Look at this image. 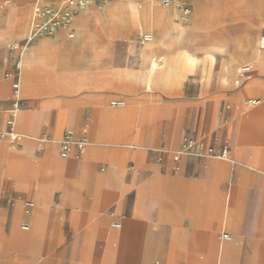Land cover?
Returning a JSON list of instances; mask_svg holds the SVG:
<instances>
[{
	"label": "crops",
	"instance_id": "obj_1",
	"mask_svg": "<svg viewBox=\"0 0 264 264\" xmlns=\"http://www.w3.org/2000/svg\"><path fill=\"white\" fill-rule=\"evenodd\" d=\"M161 1L96 0L31 43L30 8L47 0L0 12V131L8 47H22L21 140H0V264H264V0ZM66 132L83 154L61 156Z\"/></svg>",
	"mask_w": 264,
	"mask_h": 264
},
{
	"label": "built area",
	"instance_id": "obj_2",
	"mask_svg": "<svg viewBox=\"0 0 264 264\" xmlns=\"http://www.w3.org/2000/svg\"><path fill=\"white\" fill-rule=\"evenodd\" d=\"M96 0H64L59 2L58 0H47L48 4L40 5L36 4L33 8V23L32 32L26 43H31L36 38L52 37L58 31L62 29H67L74 21L75 16L78 12L84 11L89 5L94 3ZM104 3L108 0H100ZM171 0H162V6H168ZM4 5H7V0L0 5V12L5 10ZM176 8L181 11L184 18H188L191 14L189 8L183 6L180 3H176ZM72 38V34H69ZM152 40L151 35L143 34L141 35L139 41L141 44L149 42ZM9 51L16 54V59L13 61L10 70L7 72L6 77L10 79H15L12 84V92L14 95V100L11 104V109L9 110L8 117L6 120V131H0V140L7 139L11 146H16L21 140V136L17 134L14 130L16 115L20 109V99H19V83L17 82V77L21 70L20 53L22 47L17 44L10 45L8 47ZM250 68L248 66L241 67L238 70V75L242 78L245 74L249 72ZM239 84V81H236ZM250 105H255L257 101H250ZM114 106H123L122 102L113 103ZM87 141L85 138H76L72 132H66L64 134L63 140L61 142V156L63 158H68L75 148L79 155L83 154L86 147ZM230 149L228 146H224L221 149L219 158L228 159ZM178 156L174 157V161L178 160ZM31 205V204H29ZM28 227L27 223L22 225V228ZM114 228H119L118 224L113 225ZM223 239H230L229 235L224 234Z\"/></svg>",
	"mask_w": 264,
	"mask_h": 264
},
{
	"label": "bare ground",
	"instance_id": "obj_3",
	"mask_svg": "<svg viewBox=\"0 0 264 264\" xmlns=\"http://www.w3.org/2000/svg\"><path fill=\"white\" fill-rule=\"evenodd\" d=\"M10 3V0H7V5ZM197 8V7H196ZM11 11H12V9H11ZM15 11V10H14ZM11 13V12H10ZM13 15V14H12ZM14 18V17H13ZM10 19H11V16H10ZM15 19V18H14ZM100 21V20H99ZM12 23V22H11ZM102 23V22H101ZM165 23V22H164ZM103 24V23H102ZM9 25V24H8ZM168 26V25H167ZM200 28V27H199ZM106 30V29H105ZM175 30V29H174ZM192 32V31H191ZM192 34H194V33H192ZM172 38V37H171ZM6 39H8V38H6ZM167 41V40H166ZM151 43H148V44H146V46L148 47L149 45H150ZM180 45V44H179ZM178 45V46H179ZM260 45V44H259ZM178 49V48H177ZM192 52V51H191ZM204 56V55H203ZM203 56H202V58H203ZM198 59V58H197ZM200 60V59H199ZM191 61V59L189 58V56H188V54L187 53H185V52H182V53H180L179 54V57H178V63L180 64V66H185V65H187L189 62ZM198 65V64H197ZM175 66V65H174ZM226 66V65H225ZM198 67V66H197ZM149 68H150V70H154V69H156L157 68V62H156V60L155 59H153V60H151L150 61V63H149ZM185 69H186V66H185ZM114 71V70H113ZM193 72V71H192ZM225 72H227L226 70H225ZM174 75V74H173ZM182 79V78H181ZM184 80V79H183ZM173 81V80H172ZM222 82V81H221ZM226 85V84H225ZM171 91V90H170ZM20 117V116H19ZM25 119V118H24ZM63 120H64V118H63ZM24 122H25V120H24ZM65 167V166H64ZM21 229L22 230H24V231H27V230H29V226L28 227H26V228H22L21 227Z\"/></svg>",
	"mask_w": 264,
	"mask_h": 264
},
{
	"label": "rangeland",
	"instance_id": "obj_4",
	"mask_svg": "<svg viewBox=\"0 0 264 264\" xmlns=\"http://www.w3.org/2000/svg\"><path fill=\"white\" fill-rule=\"evenodd\" d=\"M10 1H11V0H10ZM4 2H5V1L0 0V5H3ZM10 6H11V3L8 4V7H10ZM4 7L6 8L7 5H4ZM32 10H33V6L30 8V11H29V13H31V15H32ZM3 15H4V13L0 14V18H1ZM19 116H20V113H19ZM19 116H18V117H19ZM17 120H18V119H17Z\"/></svg>",
	"mask_w": 264,
	"mask_h": 264
}]
</instances>
